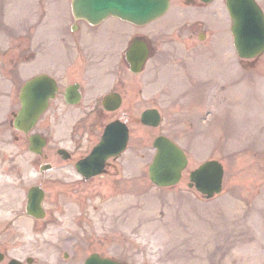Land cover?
Wrapping results in <instances>:
<instances>
[{
    "label": "rangeland",
    "instance_id": "374dc122",
    "mask_svg": "<svg viewBox=\"0 0 264 264\" xmlns=\"http://www.w3.org/2000/svg\"><path fill=\"white\" fill-rule=\"evenodd\" d=\"M51 1L43 0L42 4L45 7ZM176 1L178 3L166 16L142 29L147 38L156 42L154 34L162 26L158 60L150 58L141 73L125 72L128 81L138 83L135 85L138 97L143 102L156 101L164 117L159 127L150 128L135 122L133 128L141 132V147H145L146 152L150 151L152 136L163 128L186 148L188 166L212 156L221 159L224 163L223 190L211 199L201 198L196 190L187 186L186 171L177 184L166 187L153 185L145 174L139 178L142 180L139 187H108L113 178L103 174L77 188L79 194L76 195L68 186L69 181L76 180V173L56 167L46 172V180H55L48 186L47 201L53 196L58 205L44 219V231L33 232L30 229L32 221L27 215L19 219L29 233L18 231L17 224L6 226L5 221L14 215L22 197L19 186H27L37 179L33 165L30 166L33 160L30 158L36 155L27 151L20 132L18 140L14 139L12 133L17 131L6 122L1 125L0 133V171L3 172L0 198L4 199L0 211V245L5 248L0 264H6L10 256L24 259L27 255L33 256L30 264H77L73 256L66 260L70 250L75 259L81 261L93 249L134 264H264V53L252 70L253 85L246 84L245 74L239 79L233 73L236 70L232 68L233 51L222 57L231 47L230 17L222 1L214 0L199 8H186L182 1L172 0ZM258 1L263 6L264 0ZM5 3L4 12H8L7 19L12 27L2 25L3 17H0V119L18 107L16 92L28 71L37 65L48 66V61L62 55L61 42L69 50H65V57L75 45L74 40L66 41L67 34L73 37L66 17L63 18L61 42V38L56 40L51 33V41L44 48V33L37 22L38 11H43V6L38 8L37 0H0V10ZM62 13L67 15L65 4ZM105 22L114 27L115 38L123 29L132 27L114 16ZM175 28L177 31L172 32ZM188 29L195 32V36L205 29L203 37L207 34L216 41L206 39L203 42L205 51L200 55V66L206 75L218 78L221 84V88L205 87L209 114L204 121L206 128L212 129L202 134L194 133L198 122L191 125L184 121L185 95L170 94L172 90L175 93L183 90L182 79L174 78L177 68H172L175 57L171 54L177 51L171 44L177 40L172 38L181 39L186 33L191 34ZM28 45L35 48V55L26 63L31 56ZM82 52L78 56L74 48L70 52L68 58L73 61L69 73L80 72ZM83 57L86 61L90 59ZM103 66V75L108 79L111 65ZM256 82L260 84L255 85ZM133 89L132 86V93ZM63 129L61 124L52 126L47 146L60 140ZM134 155L133 152L125 153V164ZM143 160L145 158H139L138 167ZM141 167L144 173V165ZM112 219L115 224L109 228ZM117 223H120L119 228ZM64 250L69 251L67 256L63 255Z\"/></svg>",
    "mask_w": 264,
    "mask_h": 264
},
{
    "label": "water",
    "instance_id": "95a60500",
    "mask_svg": "<svg viewBox=\"0 0 264 264\" xmlns=\"http://www.w3.org/2000/svg\"><path fill=\"white\" fill-rule=\"evenodd\" d=\"M227 4L233 17L232 30L239 53L249 55L260 51L264 47V21L261 19L259 25L262 29L259 31L256 28L257 23L254 22V19H260L259 9L255 2L253 0H227ZM72 5L76 16H86L92 21H97L112 13L143 23L161 13L167 6V0H72ZM142 53L145 55L146 48ZM130 59L131 67L139 69L143 55L137 58L136 61L131 57ZM55 89L56 85L53 78L45 73L26 80L21 87V107L14 118V125L24 130L31 127L41 110L46 106L48 98L54 94ZM143 120L152 123L157 122L155 118L151 119L148 114ZM122 129L124 128L120 130ZM123 143V137L117 139L113 130L111 132L110 130L106 131L101 143L98 145V149L102 150L103 153L93 154V158L85 160L81 167L84 168L86 162H88L94 167L93 170H88V173L100 171L104 157L110 152L118 151ZM154 145L157 147V152L149 164L150 178L159 185L175 182L180 176L181 169L186 164V156L183 150L163 135L155 138ZM222 173L223 168L219 162L208 160L192 171L191 178L195 180L197 187L207 192V196H209L215 190H220ZM34 190L35 187L30 188V192ZM36 191H34V194H36ZM40 199L39 193L37 201L34 202L37 206ZM29 203H33V201ZM34 212L39 214L37 211H31V213ZM9 264H19V262L11 259ZM85 264L123 263L92 253L86 259Z\"/></svg>",
    "mask_w": 264,
    "mask_h": 264
},
{
    "label": "flooded vegetation",
    "instance_id": "af4514ba",
    "mask_svg": "<svg viewBox=\"0 0 264 264\" xmlns=\"http://www.w3.org/2000/svg\"><path fill=\"white\" fill-rule=\"evenodd\" d=\"M85 33L90 34L92 36L97 35L99 32L102 34H107L109 32L108 28H104V29H100V31L97 28H94L92 26H87L85 29ZM135 35V34H134ZM185 42H190L188 43L189 46L186 47L187 51H195L196 47L194 42L189 38H185L184 39ZM155 51H159V49L154 48ZM84 55H82V60L86 61L85 58L83 56H88L90 59L88 61H96V62H100L105 58V54H95V52L91 51V52H87V53H83ZM159 54V52H158ZM173 55V53L171 54V56ZM189 56V53L185 54L184 57ZM181 60V59H180ZM183 60V66L186 67L184 61L186 60L185 58L182 59ZM187 76L188 79H190L191 83H194V78H192L188 71H187ZM193 80V81H192ZM70 83H77L78 86L77 88L79 89L80 93H81V100L76 103L77 105H79L80 103H82V107L85 109H88V111H86L85 109H83V114L81 115H76L75 117L71 118L70 121V127L68 129V136H69V141L67 143H64L63 146L66 147L69 150V157L66 158V160L69 161V163H71V160L73 159L72 157H75L77 154L78 156L84 155L87 151V147L82 148L81 147V138L85 137V140L87 143L91 142L93 137L96 136V134H99V129L103 126V123L107 122L109 119H111L110 117H108L107 114H105L104 111L99 110V108L101 107V98L100 96L98 97L97 94H91L88 97L86 96L87 93V89L88 88H93L95 81H93L92 76L89 73H85V71H83L80 68V72L76 73L75 75L72 74L71 78L66 82V86ZM123 84H124V80L121 79L120 77H118L116 80H113V86L112 88H109V91H119L122 95V101H121V105L120 107H125V108H135L137 107V105L141 104V102L138 101H133V100H125L124 96H123ZM196 102L195 98H192V100H190L188 102V106L191 107L194 103ZM76 104L72 105V106H76ZM68 106H71V104H69L66 101V96H65V86L64 89L62 91H58L56 96L50 100L49 102V114L48 116L45 117V119L43 120V122L41 123V128L43 130H46V128L48 127V125L54 121L56 119V117L59 114V110L60 109H67ZM94 109H98L99 111H95L94 116L91 118H87V114L89 112H91V110ZM56 110H58L56 112ZM48 130H46L45 132H48ZM58 147L55 148H49L48 151L45 150L43 152V156L44 159H50L52 162H57L61 159V154L58 153ZM86 151V152H85ZM116 168V163L114 162V158L109 159V163L107 164V171H112L115 170ZM74 186H79L81 184L78 183H73ZM56 203L55 202H50L49 205L47 204V208L49 207H53L55 206ZM23 210V209H22Z\"/></svg>",
    "mask_w": 264,
    "mask_h": 264
},
{
    "label": "bare ground",
    "instance_id": "6f19581e",
    "mask_svg": "<svg viewBox=\"0 0 264 264\" xmlns=\"http://www.w3.org/2000/svg\"><path fill=\"white\" fill-rule=\"evenodd\" d=\"M154 243V242H153Z\"/></svg>",
    "mask_w": 264,
    "mask_h": 264
}]
</instances>
